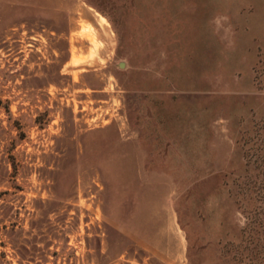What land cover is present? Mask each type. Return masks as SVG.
Listing matches in <instances>:
<instances>
[{
  "label": "rangeland",
  "instance_id": "rangeland-1",
  "mask_svg": "<svg viewBox=\"0 0 264 264\" xmlns=\"http://www.w3.org/2000/svg\"><path fill=\"white\" fill-rule=\"evenodd\" d=\"M0 264H264V0H0Z\"/></svg>",
  "mask_w": 264,
  "mask_h": 264
},
{
  "label": "water",
  "instance_id": "water-1",
  "mask_svg": "<svg viewBox=\"0 0 264 264\" xmlns=\"http://www.w3.org/2000/svg\"><path fill=\"white\" fill-rule=\"evenodd\" d=\"M120 65H123L122 63H120Z\"/></svg>",
  "mask_w": 264,
  "mask_h": 264
}]
</instances>
